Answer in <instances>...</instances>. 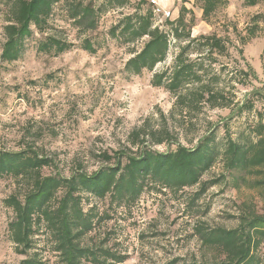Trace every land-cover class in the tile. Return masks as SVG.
<instances>
[{"label":"rangeland","instance_id":"obj_1","mask_svg":"<svg viewBox=\"0 0 264 264\" xmlns=\"http://www.w3.org/2000/svg\"><path fill=\"white\" fill-rule=\"evenodd\" d=\"M228 1L210 14L208 22L201 18L199 2H192L191 36L215 32L228 42V50L205 61L208 73L204 80L212 76L217 80L213 83L219 92L216 105L201 100L190 108L175 106L172 94L150 84L153 72L169 66L185 42L171 38L165 60L152 72L134 75L124 70L126 60L146 38L124 42L112 32L119 31L127 14L150 8L148 3L104 4L98 9L97 27L90 31L75 26L65 1L55 4L44 30L32 28L16 60L0 56V150L38 147L55 162L56 167L45 169V173L58 171L69 176L102 166L98 155L103 151L135 149L130 133L140 127H165L175 142L187 147L214 132L219 150L227 137L240 142L253 137L252 126L260 119L264 122V3L246 6L242 0ZM102 2L97 1L95 7ZM182 3L167 1L173 15L156 17L154 22L168 30L165 20H173ZM256 14L259 17L253 19ZM6 19L5 0H0V54ZM249 30H254L253 37ZM48 36L74 45L58 54L40 51L39 44ZM84 38L91 41L95 52L81 48ZM241 38L247 39L245 44ZM154 148L163 151L175 144L161 143ZM232 175L220 157L201 178L216 179L217 183L196 199L199 185L181 190L146 186L134 202L82 193V208L94 217L92 229L81 243L124 256L122 262L109 260L107 264H170L178 258L173 264H194L218 259V251L201 243L196 228H234L240 214L264 213V188L235 186ZM256 178H262V173ZM22 185L20 179L0 177V264H23L26 258H35L39 264H61L43 228L33 235L32 248L25 254L17 253L9 239L7 225L13 213L3 199L12 193L20 195ZM255 253L258 264H264V239Z\"/></svg>","mask_w":264,"mask_h":264},{"label":"trees","instance_id":"obj_2","mask_svg":"<svg viewBox=\"0 0 264 264\" xmlns=\"http://www.w3.org/2000/svg\"><path fill=\"white\" fill-rule=\"evenodd\" d=\"M62 0H5L6 24L3 26L5 41L1 58L16 60L21 54L22 42L32 34V28L42 32L55 4ZM68 7V17L78 29L94 30L97 27L98 9L102 5L124 6L128 0H63ZM199 2L201 18L208 22L210 14L228 0H193ZM179 12L173 20H165L168 30L156 24V15L149 0H139V5L148 3L145 12L135 10L123 17L119 31L112 35L121 36L124 42L146 38L139 50H133L126 60L124 70L139 75L143 70L154 71L164 61L171 38L185 42L169 66L154 71L150 80L153 87H160L175 97V106L193 107L204 100L216 105L219 92L213 88L217 80L206 76L205 61L215 60V55H225L228 42L215 32L192 37L190 28L194 22V7H186L182 0ZM264 0H242L246 6H254ZM101 7V8H100ZM186 16H189L187 20ZM259 14L253 16L257 19ZM254 30H249L253 37ZM247 39L241 38V44ZM72 42L48 36L39 44L40 51L58 54L70 50ZM81 48L91 53L95 48L88 38L82 40ZM242 54V48H238ZM196 53L198 56L192 58ZM257 91V90H256ZM260 94V92H253ZM251 107V106H250ZM253 137L244 141L226 138L219 150L214 132L200 138L194 147L178 142L165 127L143 128L130 133V142L135 149L101 152L98 157L103 163L97 169L87 172L76 171L69 176L61 172L45 173V169L56 167L51 156L38 147L27 145L18 150H0V177L10 176L22 181L24 191L19 195L9 194L3 199L11 208L13 217L8 222L9 239L15 251L25 254L32 248L33 235L43 230L50 236L53 250L61 264H107V261L122 262L124 256L104 248H93L81 243V239L92 229L94 215L82 208V193L103 199L109 196L117 202H134L146 186L157 189L181 190L199 185L194 192L198 198L217 180L202 181L201 178L221 157L223 167L233 175L235 186L264 188V122L258 120L252 126ZM175 144V148L163 151L155 145ZM262 173V178H256ZM248 176L255 178L249 179ZM264 195V194H263ZM193 199V200H194ZM207 249L218 251L219 258L194 264H258L255 250L264 239V213L251 211L239 215L234 228L221 226L195 230ZM172 260L170 264L178 261ZM23 264H39L35 258H26Z\"/></svg>","mask_w":264,"mask_h":264},{"label":"built area","instance_id":"obj_3","mask_svg":"<svg viewBox=\"0 0 264 264\" xmlns=\"http://www.w3.org/2000/svg\"><path fill=\"white\" fill-rule=\"evenodd\" d=\"M149 3L153 6V11L156 15H161L164 18H170L171 11L163 10L162 7L158 4L157 0H149Z\"/></svg>","mask_w":264,"mask_h":264},{"label":"crops","instance_id":"obj_4","mask_svg":"<svg viewBox=\"0 0 264 264\" xmlns=\"http://www.w3.org/2000/svg\"><path fill=\"white\" fill-rule=\"evenodd\" d=\"M167 1H170L172 3L174 1L175 4H179L181 0H157L158 4L162 7L163 10H169V7L167 5ZM193 0H186L185 6L186 7H192ZM177 6V5H175ZM177 8V7H176ZM171 15H173V11H171ZM178 14H175L173 18H176Z\"/></svg>","mask_w":264,"mask_h":264}]
</instances>
